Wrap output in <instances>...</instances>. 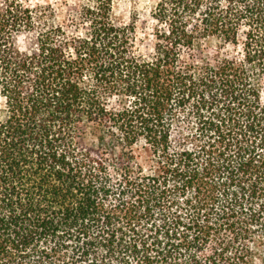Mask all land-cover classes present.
I'll list each match as a JSON object with an SVG mask.
<instances>
[{"label":"trees","instance_id":"trees-1","mask_svg":"<svg viewBox=\"0 0 264 264\" xmlns=\"http://www.w3.org/2000/svg\"><path fill=\"white\" fill-rule=\"evenodd\" d=\"M55 18L0 0V264H264V0Z\"/></svg>","mask_w":264,"mask_h":264},{"label":"rangeland","instance_id":"rangeland-1","mask_svg":"<svg viewBox=\"0 0 264 264\" xmlns=\"http://www.w3.org/2000/svg\"><path fill=\"white\" fill-rule=\"evenodd\" d=\"M29 5H50L54 9L55 20L63 24L70 17L77 16L82 7L89 4L91 0H23ZM112 16L120 23L127 24L135 19V52L140 56H146L152 52L154 38L153 32L156 23L151 18V12L158 0H110ZM80 31H83L81 28ZM19 45L24 48V40L19 38ZM264 103V90L262 94ZM3 100L0 98V107Z\"/></svg>","mask_w":264,"mask_h":264}]
</instances>
